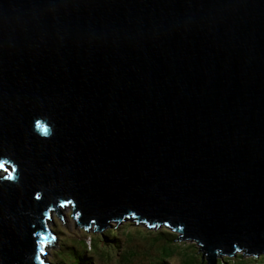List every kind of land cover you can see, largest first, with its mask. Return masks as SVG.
<instances>
[{
	"label": "water",
	"instance_id": "water-1",
	"mask_svg": "<svg viewBox=\"0 0 264 264\" xmlns=\"http://www.w3.org/2000/svg\"><path fill=\"white\" fill-rule=\"evenodd\" d=\"M0 161V264L67 204L263 255L264 0H0Z\"/></svg>",
	"mask_w": 264,
	"mask_h": 264
},
{
	"label": "trees",
	"instance_id": "trees-1",
	"mask_svg": "<svg viewBox=\"0 0 264 264\" xmlns=\"http://www.w3.org/2000/svg\"><path fill=\"white\" fill-rule=\"evenodd\" d=\"M134 222L136 226L139 225L136 221ZM125 226H127L128 228L130 224H126L121 228L124 229ZM154 230L155 229H149L148 231H145V235L148 234L149 236H151V245L147 244L148 248L152 250L151 252L147 253L150 259L148 261V264H171L169 258L171 256V253L173 252V248H177L183 251L181 255V264H203L200 256L197 255L196 257L190 251V249H195L193 244L187 245L184 243H180L177 238V235L174 234V232L171 230V232H157ZM54 232L57 233L56 231ZM100 234L103 238L102 242L98 238H96V250L98 252L96 254L99 256H96L93 253V247H95V243L93 244L92 238L90 239L91 242L88 245L85 241L80 240L78 243L79 246L67 240H62L60 241V244H58V251L53 253L56 259L59 260V262H56V264H98L102 262L105 263L104 256H107V261H113L114 259H116L117 263L125 264L131 260V256L135 257L136 252H138L134 249H126L125 245L128 244L126 241L130 240L132 242L134 240V238H130V232L121 233L117 231V228H112L111 230L108 228L104 233L100 232ZM122 248H125V250L121 251ZM108 251H110L111 253H108ZM118 251L120 252L119 258L116 257ZM60 254L63 255L65 259L62 258ZM220 254L221 253H219V255ZM141 255L145 256L146 254L141 253ZM182 256L184 257L182 258ZM143 259L146 260L148 258L146 257ZM246 261L250 262L246 263ZM254 262L264 264V254L257 258H248V260H246L245 254L236 255L234 258H221L216 261V264H251Z\"/></svg>",
	"mask_w": 264,
	"mask_h": 264
},
{
	"label": "rangeland",
	"instance_id": "rangeland-1",
	"mask_svg": "<svg viewBox=\"0 0 264 264\" xmlns=\"http://www.w3.org/2000/svg\"><path fill=\"white\" fill-rule=\"evenodd\" d=\"M58 208H59V210H58L59 216H57L56 213L53 212L51 214L52 221L49 223L46 222L47 227L49 229H51L52 231H56L57 232L56 234H58V236H57V239H54V242H55L54 249L51 250V249H49L48 246L44 247L43 254H41V259L43 262L50 263V264H56V262H59V260L56 259V257L54 256L53 253L58 251V246H59L58 244H60V241H62V240H67V241L72 242L73 244L75 243L77 246H79L78 243L80 240L85 241L86 244L88 245L91 242L90 239L92 238L93 244L95 243V247H93V253H94V255L99 256L96 254V253H98L96 250L97 249L96 238H98L102 242L103 238H102V235L100 234V232L104 233L108 228L110 230L112 228H117V231L121 232V233L130 232V235H131L130 238L131 239L134 238V240L132 242L130 240L126 241L128 243L125 245L126 249L130 248V249H134V250L138 251V252H136L135 257L131 256V260L125 264H148V261L150 259H149V256L147 255V253L152 251L150 248H148V245H147V244L151 245V238H150L151 236H149L148 234L145 235V231L149 230L148 228H145L142 225L136 226L134 221L128 219L121 224H116L115 222H111V223H109V226L107 228L103 229L102 231L95 232V231H93L94 223H91L87 229L83 228L81 226H78L76 224V222L74 221V218L72 216L73 211H72L71 205H68L66 207H60L59 206ZM126 224H130V226H128V228H127V226H125L124 229H122L121 227H123ZM154 231L171 232L169 229L164 228L162 226H160L158 229H155ZM173 232H174V234L177 235L178 239L181 237L180 233H178L176 231H173ZM180 243H184L187 245L193 244L196 250L190 249V251L194 254V256L197 257V255H199L200 258L202 257L201 256L202 253H201V251H199V249H200L199 245L196 242L186 240V241H180ZM123 250H125V248L121 249V251H123ZM172 251L173 252L171 253V256L169 258L170 263L171 264H181V262H182L181 261V255H182L183 251H181L180 249H177V248H173ZM108 253H111V252L108 251ZM141 253H144L146 255L142 256ZM119 254H120V252L118 251L116 254L117 258H119ZM243 254H244L243 252L236 253L232 257L234 258L236 255H243ZM60 256L65 259V257L63 255L60 254ZM106 257L107 256H104L105 263L102 262V263H98V264H119V263H117L116 259H114L113 261H107ZM146 257L148 259L144 260L143 258H146ZM183 257L184 256H182V258ZM245 257H246V260H248V258H253L254 256L245 255ZM221 258H228V257L218 256L217 260L221 259ZM254 258H256V257H254ZM111 260H112V258H111ZM249 262L250 261H246V263H249ZM202 263L207 264L206 260L202 261ZM251 264H259V263L254 262Z\"/></svg>",
	"mask_w": 264,
	"mask_h": 264
},
{
	"label": "snow or ice",
	"instance_id": "snow-or-ice-1",
	"mask_svg": "<svg viewBox=\"0 0 264 264\" xmlns=\"http://www.w3.org/2000/svg\"><path fill=\"white\" fill-rule=\"evenodd\" d=\"M39 124V122H37ZM8 165L7 161H0V169L6 170V166ZM5 179H11L12 173L8 172L7 175L4 177ZM39 198V197H37Z\"/></svg>",
	"mask_w": 264,
	"mask_h": 264
},
{
	"label": "bare ground",
	"instance_id": "bare-ground-1",
	"mask_svg": "<svg viewBox=\"0 0 264 264\" xmlns=\"http://www.w3.org/2000/svg\"><path fill=\"white\" fill-rule=\"evenodd\" d=\"M177 232V231H176Z\"/></svg>",
	"mask_w": 264,
	"mask_h": 264
}]
</instances>
